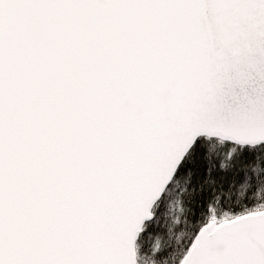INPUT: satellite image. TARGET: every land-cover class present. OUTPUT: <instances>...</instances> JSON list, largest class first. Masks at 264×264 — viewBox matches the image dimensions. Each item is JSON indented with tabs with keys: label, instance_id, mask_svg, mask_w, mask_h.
<instances>
[{
	"label": "snow or ice",
	"instance_id": "snow-or-ice-1",
	"mask_svg": "<svg viewBox=\"0 0 264 264\" xmlns=\"http://www.w3.org/2000/svg\"><path fill=\"white\" fill-rule=\"evenodd\" d=\"M0 264H264V0H0Z\"/></svg>",
	"mask_w": 264,
	"mask_h": 264
}]
</instances>
